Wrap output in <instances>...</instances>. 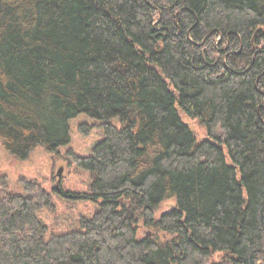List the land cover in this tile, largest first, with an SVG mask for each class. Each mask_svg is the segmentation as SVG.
<instances>
[{"label": "trees", "instance_id": "obj_1", "mask_svg": "<svg viewBox=\"0 0 264 264\" xmlns=\"http://www.w3.org/2000/svg\"><path fill=\"white\" fill-rule=\"evenodd\" d=\"M81 113L97 209L54 233L41 182L1 178L0 264H264V0H0L5 149L57 152Z\"/></svg>", "mask_w": 264, "mask_h": 264}, {"label": "rangeland", "instance_id": "obj_2", "mask_svg": "<svg viewBox=\"0 0 264 264\" xmlns=\"http://www.w3.org/2000/svg\"><path fill=\"white\" fill-rule=\"evenodd\" d=\"M182 118L198 140L207 138L205 129L197 120L184 114ZM108 123L121 126L117 118L110 119ZM69 136V143L60 146L57 152H48L40 145L25 158L17 157L6 150L0 140V179L4 178L18 192L22 191L21 177L40 181L52 197L57 218L54 219L46 210H42L39 217L48 225L57 221L55 229L50 230L54 233H64L75 228V220L79 216H90L98 207V202L86 196L90 188V173L76 165L72 154L79 157L91 154L93 147L103 138L102 122L87 114H78L69 120ZM174 203V200L162 203L156 217L169 211ZM144 234L145 232L141 233V236ZM213 260L217 262L220 257L215 256Z\"/></svg>", "mask_w": 264, "mask_h": 264}]
</instances>
